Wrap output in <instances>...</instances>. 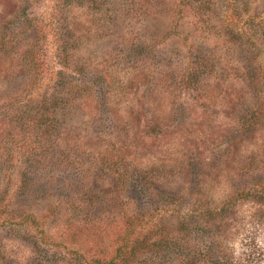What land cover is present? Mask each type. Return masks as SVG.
<instances>
[{
  "label": "rangeland",
  "instance_id": "1",
  "mask_svg": "<svg viewBox=\"0 0 264 264\" xmlns=\"http://www.w3.org/2000/svg\"><path fill=\"white\" fill-rule=\"evenodd\" d=\"M99 2L101 11L95 14L85 0H0V238L11 236L5 254L8 257L15 250L19 258H26L21 264H35L29 251L34 240L24 233L33 218L24 223L18 219V235L9 231L8 217L33 215L48 230L49 242L88 259L108 258L126 239L158 238L149 216L135 225L128 222L126 212L136 211L141 200L145 209L152 210L160 206L161 193L179 190L174 188L175 180L189 182L197 168L203 169L207 180L215 179L225 162L243 164L264 150V117L255 136L249 139L238 133L244 112L256 102L259 84L252 76L259 65L264 71V34L250 35L249 40L227 34L225 0L212 19L218 27L212 31L218 35L214 40L209 33L192 32L190 16L176 19V26L168 8L173 0ZM67 4L73 7L66 10ZM239 4L244 19L256 15L264 20V0H240ZM63 8L71 17L61 24L50 22V14ZM74 20L79 27H73ZM241 28L249 30L245 25ZM59 34L70 43L71 63L83 67L88 77L101 78L91 95L73 99L62 116L60 110L48 115L46 110L37 112L50 88L42 73L35 75L36 69L25 63L26 51L33 48L45 66L53 62ZM132 69L138 74L137 95L121 90L130 97L120 102L117 95L110 97L112 86H105L115 83L123 88L121 83L130 81ZM35 79L42 85L33 89L30 83ZM219 79L224 85L217 84ZM156 86L158 95H153ZM112 102L118 109L110 112ZM136 114L145 133L143 125L149 118L171 117L170 127L162 128L168 131L166 141L176 147L179 135L189 133L188 141L199 148L188 143L194 155L190 154L182 170L174 166L173 178L163 167L173 170L175 160L168 157L177 154L168 153L161 137L143 144L124 130L122 120ZM47 125L52 132L42 145L35 133L42 134ZM4 130L10 138L7 149ZM132 145L149 150L127 156L126 148ZM140 176L154 180L143 188L144 183L137 181ZM226 177L215 183L219 196L231 191ZM255 208L246 204L242 216ZM8 258L0 264H12V257Z\"/></svg>",
  "mask_w": 264,
  "mask_h": 264
},
{
  "label": "trees",
  "instance_id": "2",
  "mask_svg": "<svg viewBox=\"0 0 264 264\" xmlns=\"http://www.w3.org/2000/svg\"><path fill=\"white\" fill-rule=\"evenodd\" d=\"M85 1L89 3V9L94 13L98 10L100 13V0ZM225 1L228 9L224 16V30L227 34H231L233 39L240 38V40L245 38L249 40L250 35L264 34V20H261L256 15H249L244 19L239 4L240 0ZM221 2L222 0H173L171 7H168L171 12L170 19L175 23L176 19H179L183 15L190 16L192 18L191 31L201 32L204 35L209 33L214 40L217 39L218 35L212 31L218 27L212 23V19L218 11L217 6ZM63 7L69 10V7H73V5L67 4ZM64 8L50 14V22L61 24L68 17L70 18L71 14H66ZM57 15H59L58 18ZM74 18L75 16L72 19ZM243 21L245 23L242 26H247L249 28L248 31L245 28H241L242 26L240 27ZM177 24L176 21V26ZM72 25L73 27L74 25L79 27L75 20L72 22ZM70 29L68 28L67 30ZM259 30H261L260 33ZM62 39L63 34H59L54 42L55 51H52L53 62L47 66L41 62L39 55L35 52L36 49L33 48L26 51L25 63L32 65L36 69L35 75L42 73L43 79L48 81L47 86H49L50 91L45 96L44 105L37 110V112L46 110L45 114L47 115L56 113L59 110L61 116L64 115V111H68L73 99L78 96L88 97L91 95L94 90V84L101 79L94 80L88 77L83 67L71 63V58L67 53V45L70 43ZM146 44L144 43V45ZM137 67L135 66L134 68ZM206 68H208L207 65ZM199 70H201L200 67ZM132 71L130 73V81L121 83L123 84V88H120V86L116 88L115 83L105 86H112L110 87L112 91L110 97L117 95L120 102L122 99L130 97L126 92H133V95H137L138 74H136L135 70L132 69ZM210 71H214V64L210 68ZM248 72L245 71L244 73L247 75ZM221 73L225 75L224 72L221 71ZM195 77L198 78L196 75ZM220 77L224 78L223 76ZM252 78L254 83L259 84L256 98H254L256 102L254 107L247 108L244 112L246 114L242 117V123L238 126V133L242 136L245 135L249 139L255 136L254 133L258 132L260 126L263 124L261 122H263L264 117L262 111L264 106V71L261 65L253 69ZM38 79L31 81V88L34 89L42 85ZM218 81L217 84L219 85L220 83L223 84L224 80L219 79ZM223 88V93L226 94V87L223 86ZM157 89L156 86L153 95H158ZM121 90H125L126 92H120ZM134 106L136 107L135 103ZM115 109H118L117 104L114 105L112 102L108 105V111L111 112ZM111 114L116 116H112L114 119L117 120L119 118L114 113ZM170 118H159V116H155L153 119L149 118L145 125H143L147 129V133L142 130V126L139 127L141 121H139L140 117L137 114L131 118H124L122 121L125 125L124 130H126L129 138L138 141V143L145 144L147 139L151 140L161 137L160 139H163L164 147H169L168 150L170 152L168 153L177 154L175 157H168V160H175L173 161V170L176 164L182 170L187 165L186 160L192 154L194 155L189 150L188 143L190 141H188V138L190 134L184 133L179 135L176 150L173 142L166 141L168 131L162 129L170 127L167 123L171 120ZM26 123L28 122L26 121ZM51 132L47 125L42 134H39V132L35 134L39 137L40 141L42 139V145H44V141H47L46 137H48L46 135H50ZM156 132H160V134H156ZM3 133V144L7 149V146H10L8 144L10 141L9 133H5V130ZM182 140L186 141L183 142ZM190 144L199 149L194 142L191 141ZM88 146L90 145L88 144ZM136 146L137 148L134 145L127 146L125 151L127 156L132 157L133 154L140 150H149L144 145ZM3 149L7 152L5 148ZM254 155L253 158L255 160L250 158L243 164L233 165L230 162H225L224 165L219 166L218 177L220 176V179H217V177L207 180L203 169L197 168L193 174V178L191 177L192 179L190 178L189 182L183 181L182 178L180 182L175 180L177 186L174 188H179V190L161 193V202L158 203L160 206L152 210L145 209V204H141L145 202L140 198L141 201L139 200L140 203L138 202L140 205L137 210L129 213L126 212L128 222L131 220L132 224L135 225L139 219L149 216L153 222V225H151L158 238L154 241H151L148 237L142 239L134 238L133 241L126 239L122 245L116 248L115 253L108 258L88 259L78 251L69 250L59 244L49 242L47 240L49 238L47 236L49 234L48 230L41 228L33 215L11 216L6 218V223H8L11 233L18 234L20 232L19 220L24 223L33 218V223L30 224L24 233L34 240L33 246L29 251L32 253L30 259L32 258L35 264H131L130 262L132 264H264V176L258 174H264V150L260 149ZM179 167L177 170H180ZM163 168V171L168 172L167 176L173 178L174 175H177L175 170L171 169L167 171L166 167ZM157 170L159 172V167H157ZM226 175L232 188L227 194L219 196L216 192L218 187L215 183L220 184L222 182L221 177L224 179ZM146 179V177L140 176L137 180L139 183H144L143 188H145L147 183L154 180L153 178ZM181 189L182 191H180ZM183 190L186 192H183ZM4 196L8 197L9 194L6 193ZM243 203L257 205L258 208H255L254 210L256 211L252 214H249L251 211L247 210V216H242V213H244L243 208L246 205ZM142 209H145V211ZM11 239V236L6 239L0 238L1 256L8 250L6 241H10ZM139 252H143L144 255L140 256ZM8 257H12V264H21L26 259L25 257L19 258L18 252H15V250ZM8 257L6 254L3 255L0 258V263L2 260L6 262L9 259ZM28 261L27 259L26 262Z\"/></svg>",
  "mask_w": 264,
  "mask_h": 264
}]
</instances>
